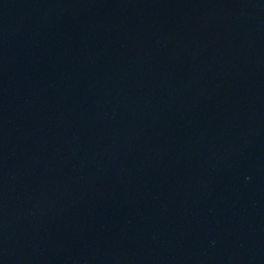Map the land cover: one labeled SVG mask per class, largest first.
I'll list each match as a JSON object with an SVG mask.
<instances>
[{
    "label": "water",
    "instance_id": "obj_1",
    "mask_svg": "<svg viewBox=\"0 0 264 264\" xmlns=\"http://www.w3.org/2000/svg\"><path fill=\"white\" fill-rule=\"evenodd\" d=\"M0 264H264V0H0Z\"/></svg>",
    "mask_w": 264,
    "mask_h": 264
}]
</instances>
